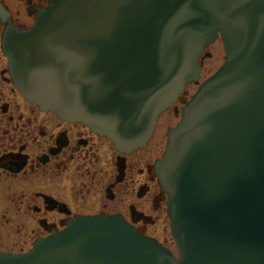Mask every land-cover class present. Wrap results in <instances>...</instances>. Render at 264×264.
<instances>
[{
  "label": "water",
  "instance_id": "1",
  "mask_svg": "<svg viewBox=\"0 0 264 264\" xmlns=\"http://www.w3.org/2000/svg\"><path fill=\"white\" fill-rule=\"evenodd\" d=\"M0 14L9 15L0 4ZM14 83L41 110L131 153L219 37L224 66L183 108L156 170L179 258L120 216L79 217L0 264H264V0H56L29 31L8 17Z\"/></svg>",
  "mask_w": 264,
  "mask_h": 264
},
{
  "label": "flooded vegetation",
  "instance_id": "2",
  "mask_svg": "<svg viewBox=\"0 0 264 264\" xmlns=\"http://www.w3.org/2000/svg\"><path fill=\"white\" fill-rule=\"evenodd\" d=\"M54 1L0 0L9 13L5 18L0 14V54L6 62L0 87L1 81L11 86L7 94L0 90V177L39 179L28 198L23 194L18 202L14 201L17 198L12 200L19 212L35 214L31 218L36 222L34 241L66 229L77 216L104 213L121 215L142 234L165 245L167 237L162 235L161 240L151 230L161 219L167 225L166 232L170 230L167 195L155 172L166 136L163 146L155 145L159 155L149 153L157 131L145 148L121 153L111 140L84 124L62 120L29 103L12 82L1 48L4 19L8 17L16 27L29 29L39 12ZM18 96L25 102V109ZM11 97L16 100L13 105Z\"/></svg>",
  "mask_w": 264,
  "mask_h": 264
},
{
  "label": "rangeland",
  "instance_id": "3",
  "mask_svg": "<svg viewBox=\"0 0 264 264\" xmlns=\"http://www.w3.org/2000/svg\"><path fill=\"white\" fill-rule=\"evenodd\" d=\"M207 52L211 54V57L204 59V69L202 72L200 83L214 74L225 61V49L221 39L210 46ZM5 68L6 62L0 54V73L1 70ZM1 82L2 83L0 90H2V92H4L5 94L9 93V89L11 86L3 81ZM197 89L198 86H190L186 94L191 97ZM10 100L11 102H8H10L12 105L13 101L14 103H16L14 97H11ZM18 101L22 103L23 109H25V102L19 96ZM180 106L181 103H178L174 108H172L162 116L159 122L156 136L151 142V147L149 148L150 154H160V149L156 150L155 145L158 143H161L162 145L164 141L163 135H166L167 128L176 125L180 121ZM12 108L14 109V107ZM37 180L39 179L35 177L28 180L22 177H0V185L2 187V191L0 194V249L5 252H25L28 251L33 245V230L34 228H36V222H34L31 218H33L32 216H34L35 214L28 213V211L25 213V210L24 213L19 212L16 208V204H14L12 200L13 198H17L14 201L18 202V198L20 199L23 194H26L28 198L32 189H34V187L36 188L35 185H32L35 184ZM166 227L167 225L164 226L163 220L161 219L160 223L157 224L156 229H154V231L151 230V232H156V235L160 237L161 240L164 239L162 235H165L168 239L165 246L176 252V245L171 237V232L169 228L166 232ZM162 230L164 231V234Z\"/></svg>",
  "mask_w": 264,
  "mask_h": 264
}]
</instances>
